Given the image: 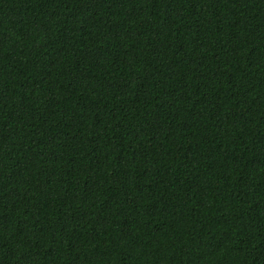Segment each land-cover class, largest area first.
Masks as SVG:
<instances>
[{"label": "trees", "instance_id": "trees-1", "mask_svg": "<svg viewBox=\"0 0 264 264\" xmlns=\"http://www.w3.org/2000/svg\"><path fill=\"white\" fill-rule=\"evenodd\" d=\"M0 264H264V0H0Z\"/></svg>", "mask_w": 264, "mask_h": 264}]
</instances>
